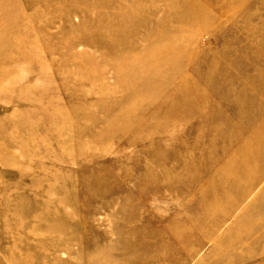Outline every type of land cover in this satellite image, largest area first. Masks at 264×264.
<instances>
[{
	"label": "rangeland",
	"instance_id": "1",
	"mask_svg": "<svg viewBox=\"0 0 264 264\" xmlns=\"http://www.w3.org/2000/svg\"><path fill=\"white\" fill-rule=\"evenodd\" d=\"M0 264H264V0H0Z\"/></svg>",
	"mask_w": 264,
	"mask_h": 264
}]
</instances>
